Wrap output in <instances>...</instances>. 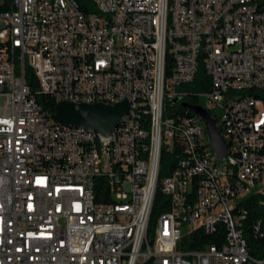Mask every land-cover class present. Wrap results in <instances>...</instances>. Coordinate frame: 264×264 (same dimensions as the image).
<instances>
[{
	"label": "built area",
	"instance_id": "obj_1",
	"mask_svg": "<svg viewBox=\"0 0 264 264\" xmlns=\"http://www.w3.org/2000/svg\"><path fill=\"white\" fill-rule=\"evenodd\" d=\"M27 67L56 104L130 113L110 137L56 125ZM200 67L226 164L181 108ZM252 196L264 205V0H0V264H264L244 237ZM218 226L221 246L186 249Z\"/></svg>",
	"mask_w": 264,
	"mask_h": 264
},
{
	"label": "trees",
	"instance_id": "obj_2",
	"mask_svg": "<svg viewBox=\"0 0 264 264\" xmlns=\"http://www.w3.org/2000/svg\"><path fill=\"white\" fill-rule=\"evenodd\" d=\"M26 81L31 86L32 92L35 95L37 104L47 113L54 114L56 102L55 100L44 94H37L38 84L36 82L34 73L30 68H26ZM195 90L197 91H209L211 84L210 79L206 75L205 69L200 67L197 76L193 82ZM193 96L192 101L187 100L192 105H198L196 94ZM178 163V156L176 152L164 153L161 159L159 179L161 180L165 176H169L176 168ZM262 200V199H261ZM260 197L252 196L246 199L243 203L247 210V218L244 222V237L247 240L249 253L256 259L264 260V205L260 202ZM168 200L157 192L153 212L150 220V231L155 226L157 218L165 211ZM258 230H255V227ZM226 241V229L222 226H218L217 231L209 236L203 231H198L189 237H185L183 243L187 245L186 249H201L205 246H221Z\"/></svg>",
	"mask_w": 264,
	"mask_h": 264
},
{
	"label": "water",
	"instance_id": "obj_3",
	"mask_svg": "<svg viewBox=\"0 0 264 264\" xmlns=\"http://www.w3.org/2000/svg\"><path fill=\"white\" fill-rule=\"evenodd\" d=\"M175 100L174 103H177ZM186 108L199 117L206 126L209 143L222 164H226L227 144L218 128L217 122L208 111L199 105L182 103ZM130 113L128 101L107 105L103 103L78 104L68 101L57 103L52 121L56 125L67 128H81L93 131L104 137H110Z\"/></svg>",
	"mask_w": 264,
	"mask_h": 264
},
{
	"label": "rangeland",
	"instance_id": "obj_4",
	"mask_svg": "<svg viewBox=\"0 0 264 264\" xmlns=\"http://www.w3.org/2000/svg\"><path fill=\"white\" fill-rule=\"evenodd\" d=\"M179 91H181L182 93H185V94H189V95H195V94L196 95H200V94L203 93V91L195 90V85L193 83L185 85L183 87H180ZM185 99L192 101V99H194V97L193 96H188ZM195 99H197V104L199 106H205V100L203 99L202 96L196 97ZM219 124H220V122H219ZM183 232H184V229H183Z\"/></svg>",
	"mask_w": 264,
	"mask_h": 264
},
{
	"label": "bare ground",
	"instance_id": "obj_5",
	"mask_svg": "<svg viewBox=\"0 0 264 264\" xmlns=\"http://www.w3.org/2000/svg\"><path fill=\"white\" fill-rule=\"evenodd\" d=\"M72 132L82 133V135H91V131L84 130L81 128H72Z\"/></svg>",
	"mask_w": 264,
	"mask_h": 264
}]
</instances>
